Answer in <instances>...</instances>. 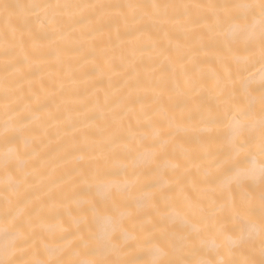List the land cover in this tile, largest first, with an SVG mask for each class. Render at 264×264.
<instances>
[{
  "label": "bare ground",
  "instance_id": "6f19581e",
  "mask_svg": "<svg viewBox=\"0 0 264 264\" xmlns=\"http://www.w3.org/2000/svg\"><path fill=\"white\" fill-rule=\"evenodd\" d=\"M210 2L214 0H0V5L44 6L11 15L0 8V136L6 122L16 127L20 119L5 109L7 93L13 108L21 109L34 148L11 174L0 151V212L7 187L8 207L14 211L31 210L35 216L46 208L39 242L47 238L52 247L75 245L74 221L86 208L91 216L96 201L95 228L102 232L116 226L99 209L105 207L107 187L119 183L128 205L121 210L119 249L80 258L140 257L146 238L160 234L157 222L164 215V230L177 241L199 228L194 243L203 241L205 249L199 258L211 259L207 250L219 243L217 229L234 226L226 208L201 212L206 204L199 181L221 135L211 117L242 106L248 91L259 112L261 65L257 59L237 67L224 42L199 22L196 10L189 18L179 8L165 15L147 7L127 8ZM64 4L123 7H47ZM37 15L48 23H36ZM84 172L87 182L80 179ZM21 175L28 177L26 183H20ZM165 188L167 200L150 204L146 193L159 195ZM245 193L258 208L259 180L237 187L231 199L239 204ZM205 215L218 219L206 220ZM235 258L256 264L264 259L258 230Z\"/></svg>",
  "mask_w": 264,
  "mask_h": 264
},
{
  "label": "snow or ice",
  "instance_id": "6c2138e0",
  "mask_svg": "<svg viewBox=\"0 0 264 264\" xmlns=\"http://www.w3.org/2000/svg\"><path fill=\"white\" fill-rule=\"evenodd\" d=\"M36 9L44 7L39 4L19 5L4 4L0 8L8 15L21 8ZM56 8H94L123 7L120 5H48ZM147 7L159 15H165L170 10L181 9L191 18L192 10L200 13L198 20L207 25V30L214 37L221 39L231 53V60L237 67H247L258 59L261 65L259 112L256 111L255 97L248 91L247 102L227 108L222 113L211 117L214 127L221 129V135L216 139L219 148L209 152L211 159L209 168L203 172L199 184L203 186L202 197L206 204L202 213H209L215 208L227 209L229 219L234 222L231 228L223 226L217 229L219 243L208 249L211 259L199 258L205 252L203 241L200 246L195 245L201 230L189 232L185 241H177L169 232L164 230L165 216L159 221L161 231L157 236H149L144 243L147 247L143 254L135 259L108 260L80 257H95L106 252L119 249L123 229L122 208H126V189L119 183L111 184L106 189L104 197L105 207L99 209L107 217L115 221L116 226L111 230L99 231L95 228L97 208L91 204L92 215H80L74 221L76 227L72 235L78 243L64 247H52L45 238L41 243L37 237L44 230L45 207H41V214L34 216L33 211L23 209L14 211L8 207V188L2 203L5 205L0 212V264H256L255 260H239L235 257L246 245L253 242L259 231L260 254L264 257V0H224V2L196 3V4H152L128 5L127 8ZM36 23L46 25L48 20H42L38 15ZM250 71V68H248ZM229 73V78H230ZM250 88V85L246 86ZM227 103V102H226ZM6 110L16 111L20 117L16 127L5 124V131L0 136V151L4 152V166L15 173L17 162L24 156L34 153V148L26 136V125L23 122L20 108H13L10 96H4ZM23 142V148L20 144ZM34 143V142H33ZM166 147V145H161ZM257 153L259 163H257ZM155 155V154H153ZM217 169L215 174L211 171ZM155 171V169H153ZM81 180L87 182L86 172L81 174ZM259 180V204L254 197L245 193L239 204L231 199V194L237 187L247 181ZM28 177L21 175L20 183H26ZM164 184L163 179L160 181ZM147 187H155L149 184ZM150 204L154 201L159 205L161 200H167V190L163 189L159 195L146 193ZM54 207V206H53ZM259 214L258 221L254 219ZM166 212V209H165ZM132 213H129L131 217ZM204 219H218L214 215H205ZM184 228L188 231V225ZM151 231V230H149ZM139 240L137 244H139ZM130 247H133L130 245ZM264 264V259L259 261Z\"/></svg>",
  "mask_w": 264,
  "mask_h": 264
}]
</instances>
